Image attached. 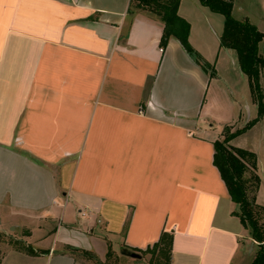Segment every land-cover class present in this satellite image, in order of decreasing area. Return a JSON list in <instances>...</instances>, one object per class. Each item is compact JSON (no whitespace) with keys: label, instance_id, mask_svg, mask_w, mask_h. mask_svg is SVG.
<instances>
[{"label":"crops","instance_id":"obj_1","mask_svg":"<svg viewBox=\"0 0 264 264\" xmlns=\"http://www.w3.org/2000/svg\"><path fill=\"white\" fill-rule=\"evenodd\" d=\"M189 2L178 10L188 21ZM130 8L0 0V233L39 251L9 248L0 264H104L110 248L120 264H150L142 251L163 231L170 264L252 263L258 244L213 162L223 130L202 117L212 76L178 39L161 45L157 15ZM233 15L264 32V0H234ZM189 41L208 61L191 28ZM221 48L249 87L246 116L235 105L224 125L234 131L258 105L237 52ZM254 128L230 144L257 153L264 205V115Z\"/></svg>","mask_w":264,"mask_h":264},{"label":"trees","instance_id":"obj_2","mask_svg":"<svg viewBox=\"0 0 264 264\" xmlns=\"http://www.w3.org/2000/svg\"><path fill=\"white\" fill-rule=\"evenodd\" d=\"M180 2L181 0H131V7L157 15L164 22L161 45L166 46L171 37L178 39L202 69L213 76L214 65L208 62L189 41L191 24L178 13ZM201 3L211 11L224 16L221 46L237 52L240 67L248 76L253 100L258 105V117L243 128L232 131L230 126L224 127L223 138L214 141L213 162L225 181L231 199L239 205L238 211L234 214L240 218L246 228L250 229L252 238L258 244V250L251 264H264V205L259 204L256 199L261 181L258 173V156L252 150L230 144L236 135L244 132L264 115V89L261 84L264 55L260 53L264 32L249 19H237L233 15L234 0H201ZM173 238L172 232L163 231L156 243L142 251L143 254L151 255L150 264L171 263ZM10 239L18 248L32 255L39 252L22 241ZM84 253L90 254L87 251ZM113 259L118 260V257L110 248L104 264H117L112 263Z\"/></svg>","mask_w":264,"mask_h":264},{"label":"rangeland","instance_id":"obj_3","mask_svg":"<svg viewBox=\"0 0 264 264\" xmlns=\"http://www.w3.org/2000/svg\"><path fill=\"white\" fill-rule=\"evenodd\" d=\"M236 1H240L243 5L247 6V4L249 5V3L253 2L254 0ZM195 2L196 8H194L193 4L190 2L188 5L191 9L193 8V11L197 13V15H194L195 17H192L191 20H189L191 23V35L198 46L199 44L202 45L200 48L205 52L208 62L213 64L215 67V74L212 76V81L206 93L204 114L202 117L206 119L205 123L208 121L209 127H211L210 123L212 124V127L210 128L211 131L214 133H221L224 125H226L235 114V105H241L240 108H242L244 115L246 116L243 99L245 96H249V87L247 82H245L239 76L240 71L234 69L232 62L227 57L224 49L221 48V43L213 31L215 30L222 34L221 29L224 25V16L219 13L212 14V12H209L211 11L210 9H208L209 11L204 9V11H202L198 9L199 7L203 8L201 0H195ZM219 75H221L222 78L219 77ZM257 117L258 113L256 117L251 118L249 122L255 120ZM245 118L246 117H244V119ZM242 120H236V127H239L236 128V130L245 126V122ZM259 120L235 137H237V139L240 137H247V139L252 141V133L258 129L254 128V125ZM16 246L17 245L15 243L11 242V239L8 237V235L0 233V263L6 251L9 248H15ZM114 262L120 264L119 260L113 259L112 263Z\"/></svg>","mask_w":264,"mask_h":264},{"label":"water","instance_id":"obj_4","mask_svg":"<svg viewBox=\"0 0 264 264\" xmlns=\"http://www.w3.org/2000/svg\"><path fill=\"white\" fill-rule=\"evenodd\" d=\"M126 255H129V256H131V257H133V258H141L142 257V255L139 253V252H136V251H125L124 252Z\"/></svg>","mask_w":264,"mask_h":264}]
</instances>
